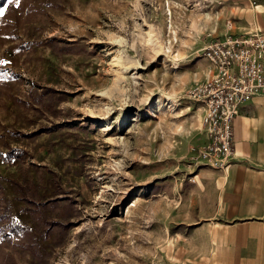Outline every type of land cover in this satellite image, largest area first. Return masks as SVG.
<instances>
[{
  "label": "rangeland",
  "instance_id": "1",
  "mask_svg": "<svg viewBox=\"0 0 264 264\" xmlns=\"http://www.w3.org/2000/svg\"><path fill=\"white\" fill-rule=\"evenodd\" d=\"M261 1L0 0V264H247L182 221L188 94Z\"/></svg>",
  "mask_w": 264,
  "mask_h": 264
},
{
  "label": "crops",
  "instance_id": "2",
  "mask_svg": "<svg viewBox=\"0 0 264 264\" xmlns=\"http://www.w3.org/2000/svg\"><path fill=\"white\" fill-rule=\"evenodd\" d=\"M259 4L253 28H264V0ZM233 127L236 154L229 167L199 163L188 173L190 198L182 221L216 229L211 233L220 235L218 250L229 252L216 256L264 264V93L241 103Z\"/></svg>",
  "mask_w": 264,
  "mask_h": 264
},
{
  "label": "built area",
  "instance_id": "3",
  "mask_svg": "<svg viewBox=\"0 0 264 264\" xmlns=\"http://www.w3.org/2000/svg\"><path fill=\"white\" fill-rule=\"evenodd\" d=\"M210 72L195 83L189 97L203 107L206 142L196 159L226 169L235 157L233 122L242 102L264 93V29L228 33L204 49Z\"/></svg>",
  "mask_w": 264,
  "mask_h": 264
},
{
  "label": "bare ground",
  "instance_id": "4",
  "mask_svg": "<svg viewBox=\"0 0 264 264\" xmlns=\"http://www.w3.org/2000/svg\"><path fill=\"white\" fill-rule=\"evenodd\" d=\"M171 34H172V39H171V42L168 44V45H166V46H160L161 48V50H164L165 52H169L170 50H171V48H172V45H171V43H172V41H174L173 40V37L175 38L176 37V30L175 29H172V27H171ZM153 38H151L150 40H152ZM156 40V39H155ZM152 43H153V40H152ZM154 47H156V45H154Z\"/></svg>",
  "mask_w": 264,
  "mask_h": 264
},
{
  "label": "snow or ice",
  "instance_id": "5",
  "mask_svg": "<svg viewBox=\"0 0 264 264\" xmlns=\"http://www.w3.org/2000/svg\"><path fill=\"white\" fill-rule=\"evenodd\" d=\"M4 13L2 11H0V16H2Z\"/></svg>",
  "mask_w": 264,
  "mask_h": 264
}]
</instances>
